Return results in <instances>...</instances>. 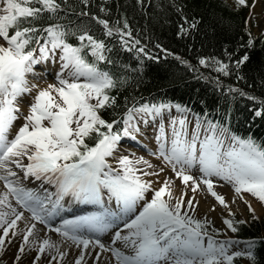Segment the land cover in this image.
Returning <instances> with one entry per match:
<instances>
[{
	"label": "snow or ice",
	"instance_id": "1",
	"mask_svg": "<svg viewBox=\"0 0 264 264\" xmlns=\"http://www.w3.org/2000/svg\"><path fill=\"white\" fill-rule=\"evenodd\" d=\"M81 2L87 6L90 0ZM238 3L244 5L245 0ZM59 11L60 0H0V41H3L0 43V181L5 187L0 193V252L9 233L17 235L18 221L25 219L24 212L13 205L10 198L14 197L17 205L31 213L32 220L85 251L91 247L98 248L100 253H111L114 264H233L236 257L242 256L254 262L251 251L229 254L226 244L231 242H217L207 230L210 221L195 219L191 214L195 211V198L185 200L184 197L188 187L196 192L203 184L227 207L225 198L214 191L212 177H218L231 184L237 194L246 192L264 202V143L251 136L242 138L211 122L202 131L199 118L189 133L187 116L173 117L169 124L171 139L161 123L159 135L155 137L159 144L153 155L163 159L184 188L179 197L174 196L171 178L154 187V181L148 177L159 176L165 169L151 170L154 166L134 153L121 155L120 143L124 137L135 139L132 131H139L137 116L155 119L164 111H171L173 105L134 106L123 119L122 128L121 121L106 120L101 113L116 104L115 97L110 95L116 81L99 65L108 60L106 53L111 48L87 28L70 31L63 24L37 27L34 23L44 13L51 18ZM92 19L102 26L105 36H118L127 50H132L125 39L132 35L126 21L122 29L99 16ZM181 31L187 29L181 26ZM69 36H74L78 43H69ZM138 52L144 53V48ZM49 60L53 64L59 61V71L55 73L57 83L44 87L30 81L29 74L34 80L43 79L35 69ZM248 60L245 54L236 66ZM200 63L207 66L208 61L202 59ZM214 63L218 65L217 71L228 74L227 64ZM25 97L31 98L26 111L22 109ZM249 99L257 98L249 96ZM259 103L261 107L256 116L264 114V101ZM174 107L181 113L190 111L178 104ZM18 121L21 123L13 133ZM141 164L148 170L139 167ZM13 166L23 174L22 179L39 181L44 195L13 179L18 175ZM193 168L199 171V177L191 174ZM46 184L54 185L55 191L49 192ZM68 195L80 203L101 205L102 212L63 220L52 228V218ZM106 201H114L118 210L103 208ZM224 223L233 232L237 231L231 219ZM110 228L117 230L111 243L106 245L99 234ZM35 230V223L27 225L19 252L25 251V245H38L33 264H38L41 256L51 250L63 260L66 253L60 251L57 242L50 237L37 240ZM85 231L90 235H84ZM117 242L121 246H116ZM100 253L95 256L97 261ZM56 259L52 255L49 264ZM84 260L81 253L75 264H83Z\"/></svg>",
	"mask_w": 264,
	"mask_h": 264
},
{
	"label": "trees",
	"instance_id": "2",
	"mask_svg": "<svg viewBox=\"0 0 264 264\" xmlns=\"http://www.w3.org/2000/svg\"><path fill=\"white\" fill-rule=\"evenodd\" d=\"M60 2L61 11L56 16L44 13L34 23L37 27L63 24L70 31L87 28L111 48L106 53L108 60L99 65L116 81L110 93L116 104L101 113L106 120H119L129 106L143 101H174L191 106L195 112L218 114L231 122L236 134L264 143V114L255 115L261 107L259 101H264V39H253L248 31L249 3L90 0L86 6L81 0ZM93 16L122 29L126 21L132 35L125 39L132 50L128 51L118 36H105ZM181 26L187 31L182 32ZM135 40L140 43L135 44ZM68 42L78 43L74 36H69ZM141 47L144 53L138 52ZM245 54L249 60L237 67L236 62ZM202 59L208 61L207 66L200 63ZM215 61L228 65L227 75L216 70ZM236 234L255 241V261L250 260L251 264H264V217L240 223ZM233 264L245 263L235 258Z\"/></svg>",
	"mask_w": 264,
	"mask_h": 264
},
{
	"label": "rangeland",
	"instance_id": "3",
	"mask_svg": "<svg viewBox=\"0 0 264 264\" xmlns=\"http://www.w3.org/2000/svg\"><path fill=\"white\" fill-rule=\"evenodd\" d=\"M230 1V0H227ZM247 26L251 34L253 35V39H264V0H253V5L251 7L250 13L248 15V21H247ZM0 43H2L0 41ZM57 63V62H56ZM44 66L50 71L49 74H46L48 78L45 79H38V80H33L32 74L29 75V80L33 82H40L43 84H49V83H57L55 79V73L57 72L56 70H53V62L52 61H47L44 63ZM40 71V70H39ZM43 74V72H42ZM41 74V75H42ZM30 97H28L25 108L28 107V104L30 103ZM23 108L24 105L22 104ZM24 110V109H23ZM174 108H171V111H164L163 115H174L176 112H174ZM139 121L142 122L143 124L140 126V129L147 123L145 122L146 116L142 119L140 116H138ZM21 121H18V123L14 126L19 127V124ZM151 124V123H150ZM169 123L167 124L169 127ZM159 124H154L152 123L149 125V130H154L159 134ZM165 130H169L170 133L168 135L171 137V128L164 127ZM147 129V130H148ZM148 130V132H149ZM191 133V132H189ZM145 136V134L143 135ZM147 137V136H145ZM134 140V144L128 143V144H123L125 148H120L119 152L121 155H129L130 153H134L136 157H144V159L148 160L154 168L151 169L153 171L159 172L160 168H164L165 171L161 172L159 176H153L155 177L154 181V187L158 188L166 178H171L174 181L173 185V195L179 197L180 195H177L175 192H181V190L184 188V185L182 184L181 180L176 178L174 173H172L171 169L169 166L165 164L162 158H158L157 155H153V153H156V151L152 150H146L145 147L140 146L143 145L136 139ZM150 143L155 144V147L158 148L159 141L155 140L154 137L149 138ZM155 142V143H154ZM145 144H148L147 142H144ZM150 149L153 147L149 146ZM139 167L144 168L145 170H148L147 167L143 164L139 165ZM191 174L199 177L200 173L196 168H193L191 170ZM152 177H148L150 179ZM213 182H214V191L222 195L225 198L227 207L222 205L215 196H213L208 190L207 187L203 184L200 185L199 189L196 192L191 191V187L187 188V196L184 197L185 200L194 197L193 205L195 211L192 212L191 214L196 217L200 218L201 220H204L205 218L210 221L209 227L212 229L213 232H210L211 234L214 235L215 239L217 242H231L227 243L226 247L229 249V254L235 251H241V252H246L247 245H244L243 241L237 240L235 235L232 233L231 229L224 223L226 219H234L235 221H250L251 219L255 218H263L264 217V203L260 201L258 198L255 196L249 194V193H242V194H237L234 191V188L231 184L228 182L218 178V177H212ZM54 186V185H52ZM183 188H181V187ZM46 187H49V185L46 184ZM55 188V187H54ZM148 197L151 198V193L148 194ZM198 202V203H197ZM205 202L208 203L209 206V211L208 208L204 209L201 206V203ZM143 203V202H142ZM207 204V205H208ZM250 206V207H249ZM214 209V210H213ZM221 231V233H218V231ZM2 234V230H0V235ZM59 235V234H58ZM60 236V235H59ZM104 238V235H102ZM109 237V235H108ZM8 239L6 238L5 241V246L3 252H0V260L4 264H33L34 258L37 256L38 253H36L35 248L38 247V245H33L34 246V254L35 257L27 258L25 256H21L19 249L20 245L17 248H14L11 252L10 249H7V244H8ZM106 239V238H105ZM103 241V240H102ZM11 244V243H10ZM67 249V248H66ZM69 254L70 253V248H68ZM94 252V249L92 250V253ZM100 252V250H99ZM67 253V252H66ZM84 253H86L84 251ZM104 253V252H103ZM103 253L100 255L102 257ZM107 255L111 256V253L106 252ZM54 255V254H53ZM20 256V259L17 261L16 257ZM52 255H49L50 257ZM51 259V258H50ZM66 258L61 260L60 262L63 263ZM113 260V258H111ZM76 257L73 259H70L69 262L71 264H75ZM243 262L245 264H251L249 262V259L247 256H243ZM97 262V261H96ZM99 262V261H98ZM39 264V262H38ZM48 264V262H47ZM70 264V263H69ZM86 264V263H84Z\"/></svg>",
	"mask_w": 264,
	"mask_h": 264
},
{
	"label": "bare ground",
	"instance_id": "4",
	"mask_svg": "<svg viewBox=\"0 0 264 264\" xmlns=\"http://www.w3.org/2000/svg\"><path fill=\"white\" fill-rule=\"evenodd\" d=\"M34 80V79H33ZM38 83L41 85V86H44L46 87L47 85L46 84H43V83H40L38 81ZM145 136H148V134H146ZM155 143V142H154ZM147 146H151L153 147V145L151 143H148ZM14 167V166H13ZM13 170L15 171V169L13 168ZM14 179V178H13ZM151 180L155 181V177H152L150 178ZM21 182L23 183V185L26 187V188H30V189H33L36 191V193L38 195H41L43 196L44 195V192H43V189L40 187V182L39 181H34L33 179L29 178V179H22ZM155 184H156V181H155ZM46 187V185H45ZM181 187V186H180ZM183 188V187H181ZM51 190V192H54L55 191V188H54V191H53V188H49L48 187V190ZM49 190V192H50ZM3 191H5V187H4V184L0 181V193H2ZM177 195H180L181 192H178L176 191L175 192ZM70 196V195H68ZM68 196H65V198H70ZM12 200V203L13 205L19 210V211H23L24 212V216H25V219L24 220H21V221H18V228L16 229V232H17V235L15 236H12V233L10 232L9 233V239H11V244L9 243L7 246V249H10L11 252L14 248H17L19 245L21 247V245L24 243L23 242V235L26 234V227L29 223H35L36 224V239L39 240V241H42L43 239L45 238H51L53 241H56L58 246H59V249L61 252H64L66 253V248H70V255L69 254H66L65 256H67V258L65 259V261L61 264H71V262H69L70 259H73L74 257H77L79 256L81 253L84 254L85 256V260L83 262L86 263V264H94L93 263V259L94 257L96 256V254L99 252V249L96 250V252L94 254H92V248L90 247L89 250L85 251L83 249V247H77L76 245L74 244H70L69 242H67L66 240H64L61 236L55 234V233H46L45 232V229L42 227V225H40V223L38 221H35V220H32L31 219V214L29 213H25V211L19 206L16 204V201H15V198H10ZM53 199H55V197H53ZM63 199V200H64ZM62 200V201H63ZM208 203H205V202H202L201 203V206L205 209L208 208V211H209V204L207 205ZM71 206V204L69 205ZM65 207V206H63ZM66 208H63V210L65 211ZM21 230H25V231H21ZM106 232V231H105ZM104 233V232H103ZM104 235V238L102 240H104L106 237H108V234L105 233V234H102ZM30 241L33 239L32 237L29 238ZM111 242H109L108 244H110ZM106 244V243H105ZM116 246H121L120 245V242H117V245ZM25 251L21 254V256H25L27 258H31V257H35V254L34 252L36 251L37 252V248H35V251L33 252L34 250V246L32 244H28V245H25ZM84 251L86 253H84ZM125 251H128L127 249H125ZM56 255L57 256V259L54 260V261H51V264H60V258L58 256V254L55 252V250H51V252L49 251H46L42 256H41V259L39 261V264H49V260H50V257H48L49 255ZM102 254V253H100ZM95 262V261H94ZM97 263V262H96ZM98 264H114V260L112 261L111 259V256L110 255H107L106 252L103 253L102 257H100L99 259V262Z\"/></svg>",
	"mask_w": 264,
	"mask_h": 264
}]
</instances>
